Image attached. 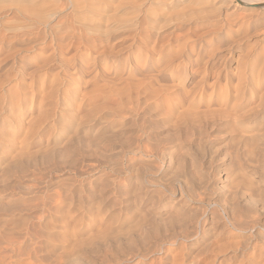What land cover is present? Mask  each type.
<instances>
[{
    "label": "rangeland",
    "instance_id": "1",
    "mask_svg": "<svg viewBox=\"0 0 264 264\" xmlns=\"http://www.w3.org/2000/svg\"><path fill=\"white\" fill-rule=\"evenodd\" d=\"M176 4L160 26L189 18L183 28L203 47L174 68L146 58L138 47L154 44L140 30L97 36L98 50L116 51L97 75L93 61L31 75L37 64L5 62L0 50V264H264V115L246 121L262 133L244 144L233 130L245 122L226 127L216 110L221 93L239 89L237 74L261 90L243 89L240 106L264 91V8ZM69 20L63 43L76 40ZM152 93L172 107L196 96L199 112L181 123L157 101V116Z\"/></svg>",
    "mask_w": 264,
    "mask_h": 264
},
{
    "label": "bare ground",
    "instance_id": "2",
    "mask_svg": "<svg viewBox=\"0 0 264 264\" xmlns=\"http://www.w3.org/2000/svg\"><path fill=\"white\" fill-rule=\"evenodd\" d=\"M187 1H189V0H187ZM191 1H193V0H191ZM239 1L244 6L258 5L261 8H264V0H259L256 2H252L250 0H239ZM183 2H186V0H0V50H2V49L7 50V51H4V52H6V54L3 53V55H5V56L2 55L3 56L2 58H3V60H5V62H6V60H11L12 62L18 61L20 63H24L26 61L34 62L35 64H37V67H35L36 70L26 72V73L31 74V75H33L37 70L40 71L41 69H44L45 66H47L49 64H54V63L62 64L65 66L64 68H67V67H69V66H67L68 64L75 66L76 63L79 61L82 64H84V63L92 64L93 63L94 64V67H92L93 70L91 69L90 71L93 73L95 71L96 73L94 75H97L99 72L97 73L98 68L95 66L96 63H101L102 61H105L109 57L115 55V52H116L113 49H111L112 46L109 47L108 49H106V47H105L101 50H98L97 49L98 43L96 45V41H98L100 36L109 37V36L115 34V32L118 30H121L124 32H129V33H131L132 31L133 32L136 31L135 33L137 34V32H139V30H140V32H143L141 34L144 35L146 33L147 36L149 37V41L153 42L152 44H154L153 46L152 45L149 46V47H151V50L144 49V48L142 49L143 45H142V47H138V49L141 48V52L144 53L146 58H149L151 60L152 59L155 60V57H156V59L160 58L166 62V64H165L166 66H167V64H169V66H173L172 68H174V64H176L178 62L180 64L181 62H184L185 60L192 58L194 55H198L199 50L202 49V47H203V43H202L203 39L200 38V35L198 33H197V35H195L196 37L193 38L191 33H190L191 31L188 32V30L186 31L183 28L184 27L183 21L184 20L186 21L189 18L184 19L182 17L181 20L178 22L179 24H177V23L174 25L172 24V26L168 27L167 29L162 28V26L164 25L163 23H162L163 25L160 26V20H161L160 16L162 15L161 13L166 12V11L171 12L174 8L176 9V7L179 8V4H176V3H182L183 4ZM195 2H197V0H195ZM222 4H223V7H225V8H228L230 6L227 3H222ZM119 12L123 13L127 17H125V19L120 18L118 15ZM170 12H169V14H170ZM62 13L64 14L63 16H62ZM68 14H71V15H69L70 18H68L69 17V16H67ZM177 15H179V14H177ZM168 16H170V15H168ZM186 16H188V15L186 14ZM195 17H197V16H195ZM66 19H73V22L69 20L70 21L69 23L74 24L73 32L74 31L75 32L73 33V37H75V39H76L75 42L73 41L74 43H66L67 41L64 40L65 36L63 37L60 34V32H58L60 25H61L60 22H62V20H63V22L65 24L66 22L64 20H66ZM163 21H164V18H163ZM191 21H192V19H191ZM115 24L119 25V27L121 26V28H116L115 26H117V25H115ZM97 36L99 38H97ZM131 36H132V34H131ZM136 36L137 35L130 37V35H129L131 40H130V43L128 45L130 47L136 42ZM69 37H71V36H69ZM69 37H67V38L69 39ZM107 37H105V38H107ZM125 38H123V39H125ZM139 39H140V37H139ZM99 40H101V39H99ZM63 41H66V42L63 43ZM145 43H147V42H145ZM137 45L139 46V44H137ZM119 50H121V49H119ZM90 61H93V62L89 63ZM19 68H17V69H19ZM74 69L77 70L76 67H74ZM163 69H165V68H163ZM86 70H84V72ZM250 70H251V72L253 71L252 68ZM65 71L68 73L70 72L69 69H65ZM157 71L159 72V70H157ZM23 72L22 73L19 72V74L24 75L25 72L24 73ZM44 73H45V71H44ZM80 73H81V71H80ZM237 75H239V77H238L239 82L237 81V83L235 85L238 86L239 89L235 88L236 91L234 92V94L233 93L227 94L226 90H225V93L224 92L221 93V96H220L221 100H219V105H218L219 107L216 110L220 112V114H221L220 120L223 123L222 125H225L226 127L229 125V123H232V122H234L235 124L245 122L244 126L242 125L241 129L236 128V131L233 130L236 134V136H234L233 139H234V141L236 140V142H238V143L242 142L244 144L245 143L247 144V143L259 140L258 134L261 131L258 132V129H256V131H255L252 127L250 129H247L248 123H247V125H245V124H246V121L250 120L249 122H251V119L255 120L256 117H258L259 115L260 116L264 115V91L262 92V94L258 98V102L253 103V104H248L245 106H240L239 103H240V100L242 99L241 96L244 95V94H242V92H244V91H242L243 89L247 88L248 90H250L252 92V94L253 93L260 94L259 92L261 90L259 92H257L260 89V88H258L259 81H257V80L254 81L255 78H253L252 76L245 75L244 72L237 74ZM260 81H262V80H260ZM103 82H105V81H103ZM225 87H226V85H225ZM226 89H227V87H226ZM130 91H132V90H130ZM239 91H241V92H239ZM147 98H149L148 100L152 101L151 103H149L147 105V107L149 109L153 110L157 116L161 115V110L165 108L164 113L166 112L165 114H167V116L169 118L175 116L178 120L181 121V123H182V120L186 119V117L188 115L191 116L190 113L195 112V114H196L199 112V110L194 105V103L191 102V101H195L197 98L196 96L193 97V95L188 100V102H190L189 104H186V106H183L182 104H180L182 106H179V107L178 106L172 107L171 105H169L168 102H169L170 96L167 94L156 93V95H154L152 93V95H150V97H147ZM153 98L155 100H153ZM136 99L138 100L139 98H136ZM157 101H159L161 104H163L164 108L160 109L159 105H158L159 102L157 103ZM208 101H209V99H208ZM116 105H117V103H116ZM123 105H125V104L122 103V106ZM238 106H239V108H238ZM130 109H132V108H130ZM207 109L204 108V110H206V111L210 110V108L208 110ZM90 116H91V114H90ZM193 117H194V115H193ZM217 117H219V115ZM103 118H105V117H103ZM204 119H205V117H204ZM178 120H175V121H178ZM187 120L188 119H186V121ZM192 120L193 119H191V121ZM212 120H214V119H212ZM180 121H178V122H180ZM208 122L210 123V121H208ZM181 123H178V124H181ZM195 123H197V122H195ZM226 127L223 126V128H226ZM153 142H155V141H153ZM165 142H167V141H165ZM248 148H249V146H248ZM186 219H187V216H186Z\"/></svg>",
    "mask_w": 264,
    "mask_h": 264
}]
</instances>
